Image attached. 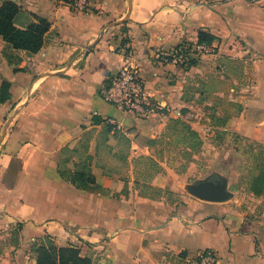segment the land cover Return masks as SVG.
<instances>
[{
    "label": "crops",
    "instance_id": "crops-1",
    "mask_svg": "<svg viewBox=\"0 0 264 264\" xmlns=\"http://www.w3.org/2000/svg\"><path fill=\"white\" fill-rule=\"evenodd\" d=\"M16 1L51 27L35 53L0 36V89L10 84L0 100V226L23 223L30 233L78 247L92 264H196L207 249L217 253L218 264H264V213L250 220L229 200L184 194L171 171L151 183L179 191L177 201L165 192L144 196L135 183L116 195L124 183L102 167L93 173L107 192L80 189L58 171L66 148L70 168L80 161L84 138L93 162L103 159V147L126 163L142 155L159 160L148 142L160 137L171 116L140 118L105 101L99 90L133 61L156 102L184 112L199 107L192 87L207 55L179 66L160 64L154 54L196 43L200 31L215 36L214 56L251 61L254 87L239 93L242 109L226 127L264 142V0H89L83 11L63 0ZM107 124L126 135L128 150L119 151L124 142ZM22 252L11 264H36Z\"/></svg>",
    "mask_w": 264,
    "mask_h": 264
},
{
    "label": "rangeland",
    "instance_id": "rangeland-1",
    "mask_svg": "<svg viewBox=\"0 0 264 264\" xmlns=\"http://www.w3.org/2000/svg\"><path fill=\"white\" fill-rule=\"evenodd\" d=\"M216 53L206 54V61L200 62L204 67V74L197 72V82L192 87L199 95L196 97L194 93L199 107L183 111L186 115L190 114L186 118H178L189 122L199 132L203 139L202 146L192 149L188 142H176L177 135L184 133L182 127L178 126L177 131L169 129L166 134L165 130L160 135L154 145V154L162 162L159 173L167 175L171 171L173 184L184 194H191L187 184L212 180L213 177L220 182L226 179L228 190L232 193L227 199L232 203L231 208L250 220H257L264 213V142L226 127L228 120L240 114L242 109V105L236 101L239 93L246 94L254 87V82L249 80L253 74V65L250 60L217 57L214 56ZM200 59L201 57L194 60L199 62ZM99 133L103 137L101 131ZM84 140L86 138L82 139L79 146L78 154L81 158L86 156ZM126 148L123 143L119 151L128 150ZM70 154L71 151L65 149L64 156ZM102 158L93 162L92 168L102 167L120 175L119 180L124 183V187L115 192L119 196L137 177L142 183L152 182L159 174H155L153 178H145L146 174H154L147 159L135 156L131 162L126 163L112 155L107 147H103ZM101 190L107 192L104 187ZM163 194L169 201L181 198L179 191L165 190ZM50 244L60 246L48 235L28 232L23 223L0 226V264L16 261L15 256L21 250L22 253L26 252V258H36V249Z\"/></svg>",
    "mask_w": 264,
    "mask_h": 264
},
{
    "label": "trees",
    "instance_id": "trees-1",
    "mask_svg": "<svg viewBox=\"0 0 264 264\" xmlns=\"http://www.w3.org/2000/svg\"><path fill=\"white\" fill-rule=\"evenodd\" d=\"M51 27L50 21L42 16L32 14L25 11L16 0H1L0 2V36L13 48L26 50L31 53L38 52L44 45L46 34ZM215 36L207 32H199V43L212 44ZM193 59L190 64H195ZM9 82H3L1 86L0 100L4 101L8 97ZM99 119L94 117L97 123ZM181 126L184 133L177 135L178 141H185L191 145L192 149H197L202 146L203 139L199 132L195 130L189 122L178 118H171L166 132L169 129L177 131V127ZM106 131H114L115 136L124 143L129 144V139L122 132L116 130L112 124H107ZM159 138V137H158ZM158 138H151L148 142L150 149L153 150ZM66 150L70 151L66 148ZM65 155V150L60 158L58 171L62 178L72 183L76 187L83 190H95L103 192L102 186L97 182L96 176L93 173L92 163L93 156L87 155L76 162L74 168H70L69 155ZM148 161L149 168L154 170V174H146L145 178H153L155 174L162 169L161 162L153 156H139ZM136 188L140 194L150 197L161 196L163 189L154 186L151 182L142 183L137 177L134 181ZM36 264H92V260L81 255V251L75 246H57L55 244L41 245L36 249Z\"/></svg>",
    "mask_w": 264,
    "mask_h": 264
},
{
    "label": "built area",
    "instance_id": "built-area-1",
    "mask_svg": "<svg viewBox=\"0 0 264 264\" xmlns=\"http://www.w3.org/2000/svg\"><path fill=\"white\" fill-rule=\"evenodd\" d=\"M74 10L83 11L89 6V0H63ZM126 50L130 43H126ZM217 52L216 45L207 43L183 42L173 49L158 48L154 57L160 64H174L185 66L193 59L206 54ZM100 96L120 108L140 118H150L155 114L169 115L171 118H186L181 108H174L170 104H160L155 101L146 87L138 64L128 61L119 70L108 76L106 83L99 90ZM196 264H218L217 253L212 249L202 252L196 259Z\"/></svg>",
    "mask_w": 264,
    "mask_h": 264
},
{
    "label": "water",
    "instance_id": "water-1",
    "mask_svg": "<svg viewBox=\"0 0 264 264\" xmlns=\"http://www.w3.org/2000/svg\"><path fill=\"white\" fill-rule=\"evenodd\" d=\"M189 192L200 199L210 201H224L231 197L232 193L228 190V181L203 180L193 184H188Z\"/></svg>",
    "mask_w": 264,
    "mask_h": 264
},
{
    "label": "flooded vegetation",
    "instance_id": "flooded-vegetation-1",
    "mask_svg": "<svg viewBox=\"0 0 264 264\" xmlns=\"http://www.w3.org/2000/svg\"><path fill=\"white\" fill-rule=\"evenodd\" d=\"M218 178H216V177H213V179L212 180H214V181H216Z\"/></svg>",
    "mask_w": 264,
    "mask_h": 264
}]
</instances>
